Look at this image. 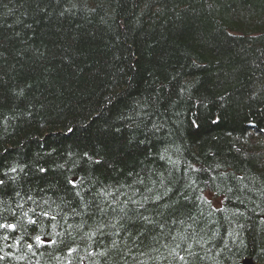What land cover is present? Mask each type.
<instances>
[{
  "label": "trees",
  "instance_id": "trees-1",
  "mask_svg": "<svg viewBox=\"0 0 264 264\" xmlns=\"http://www.w3.org/2000/svg\"><path fill=\"white\" fill-rule=\"evenodd\" d=\"M0 181V264H264V0H0Z\"/></svg>",
  "mask_w": 264,
  "mask_h": 264
},
{
  "label": "water",
  "instance_id": "water-1",
  "mask_svg": "<svg viewBox=\"0 0 264 264\" xmlns=\"http://www.w3.org/2000/svg\"><path fill=\"white\" fill-rule=\"evenodd\" d=\"M243 264H254L251 260H245L244 262H243Z\"/></svg>",
  "mask_w": 264,
  "mask_h": 264
},
{
  "label": "snow or ice",
  "instance_id": "snow-or-ice-1",
  "mask_svg": "<svg viewBox=\"0 0 264 264\" xmlns=\"http://www.w3.org/2000/svg\"><path fill=\"white\" fill-rule=\"evenodd\" d=\"M0 183H2V181H0ZM7 227L15 228V225H8ZM37 239H39V238H37ZM181 259H183V257H181Z\"/></svg>",
  "mask_w": 264,
  "mask_h": 264
}]
</instances>
